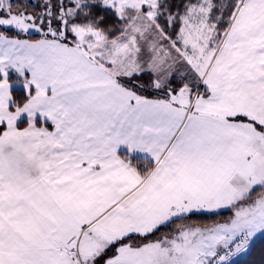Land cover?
I'll use <instances>...</instances> for the list:
<instances>
[{
  "label": "snow or ice",
  "instance_id": "6c2138e0",
  "mask_svg": "<svg viewBox=\"0 0 264 264\" xmlns=\"http://www.w3.org/2000/svg\"><path fill=\"white\" fill-rule=\"evenodd\" d=\"M0 264H264V0H0Z\"/></svg>",
  "mask_w": 264,
  "mask_h": 264
}]
</instances>
